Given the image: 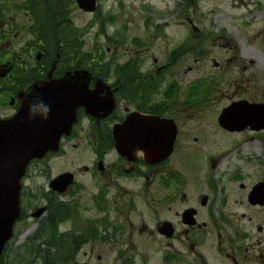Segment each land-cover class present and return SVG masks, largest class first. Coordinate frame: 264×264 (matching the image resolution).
<instances>
[{"label": "flooded vegetation", "instance_id": "flooded-vegetation-1", "mask_svg": "<svg viewBox=\"0 0 264 264\" xmlns=\"http://www.w3.org/2000/svg\"><path fill=\"white\" fill-rule=\"evenodd\" d=\"M71 3L76 9L75 0L53 3L59 12L53 29L43 0L40 5L36 0H0V121L27 108L37 111L35 125L46 131L50 119L45 107L53 104L50 85L61 80L68 81L72 92L85 86L91 97L84 101L94 107L88 112L79 99L70 133L60 136L58 151L28 162L15 223L16 231L20 226L22 234H29L21 243L30 245L34 257L64 260L62 264H264V237L254 236L251 210L264 203H251L255 182L250 189L246 148L240 144L245 142L244 127L216 124L222 134H242L222 142L230 145L219 150L210 141L212 127H190L183 121L184 115H202V108L192 107L197 109L200 101L207 105L210 94L150 103L149 82L158 84L159 70L137 67L140 52L125 59L123 68L97 71V54L83 57L79 51ZM55 30L70 36L52 41L48 35ZM83 62L89 71L84 83L82 74L73 73ZM68 103L69 108L74 104ZM140 115L175 121L168 156L147 161L143 145L136 142L124 143V153L117 150L114 131L124 141L137 135L130 128L141 135V126H123ZM67 147L75 152L69 167L53 172L51 161ZM65 172L69 186L53 190L51 181ZM80 255L87 260L73 262Z\"/></svg>", "mask_w": 264, "mask_h": 264}, {"label": "rangeland", "instance_id": "rangeland-1", "mask_svg": "<svg viewBox=\"0 0 264 264\" xmlns=\"http://www.w3.org/2000/svg\"><path fill=\"white\" fill-rule=\"evenodd\" d=\"M97 6L94 14L75 9L73 3L68 6L73 25L80 32L78 40L82 38L84 52L101 46L103 62L121 64L130 55L140 52L138 59L143 62V68L164 65L160 69L163 79L158 89L160 93L153 96L154 100L164 97L163 91L171 82H180L181 89L185 84L190 87L187 91L194 90L195 94L210 84L209 103L203 105L200 101L197 109L192 107L199 112L202 108L203 114H194L192 118L184 115L183 121L190 127H199L198 124L212 127L210 141L219 150L230 145L222 142L238 139L219 132L215 118L236 98L264 103V0H199L197 7L188 5L185 0H98ZM233 9L238 13H228L227 10ZM18 14L14 11V15ZM99 25L104 31L99 30ZM178 48L183 49L182 54L171 61V51ZM176 93L180 99L181 92ZM260 111L253 112L259 114ZM244 133L245 140L253 139L258 147L257 153L251 147L246 152L255 160L249 166L251 159H247L250 188L252 183L264 178V129L255 131L246 127ZM74 154L67 147L63 155L54 158L51 161L53 172L68 168ZM251 210L254 236L263 238L264 207L252 205ZM258 226L263 230L257 231ZM22 233L19 226L18 236L8 243L0 264H18L23 255L30 263L40 264L34 260V254L29 253L30 245L26 247L21 243L22 238H29V234ZM85 260L87 258L80 255L73 262Z\"/></svg>", "mask_w": 264, "mask_h": 264}, {"label": "water", "instance_id": "water-1", "mask_svg": "<svg viewBox=\"0 0 264 264\" xmlns=\"http://www.w3.org/2000/svg\"><path fill=\"white\" fill-rule=\"evenodd\" d=\"M78 7H80L83 11H94L96 9L95 3L96 0H76ZM79 72L87 73V71L79 70ZM76 72V73H79ZM52 86V85H51ZM67 84H63L58 86H52L53 93L49 96L50 101H53V104H48L46 108V112L48 109H52L51 116L53 117L54 124L47 130V132L42 129H37L35 131L29 132V127H21L18 130L14 129V122H3L0 125V252L4 247V243L11 236V228L14 223V219L18 216V192H19V179L20 175L23 173L28 160L32 157H38L43 155V152L48 150L49 148L55 150L57 148L58 138L62 132H67L70 126L69 119L67 120V110L64 109L62 114L59 113V108L52 106L57 102L56 96L54 93L57 90L63 91L62 95L64 98L74 97L78 99L85 92L80 91L77 93H72L67 91ZM62 96L61 94H58ZM86 95V93L84 94ZM79 96V97H78ZM242 104L245 106H250L252 108H261L263 113H260L257 117L254 116V121L245 120L243 116L242 106L234 108L233 105L226 107L223 110V113L219 117V122L224 127L230 126H239L244 124V127L250 126L252 129L260 130V128L264 127V106L263 105H254L248 104L246 101H242ZM63 108V107H62ZM61 115V116H59ZM38 116V113H32L27 110L22 114L20 119L25 120V118L30 117V124L34 125V119ZM59 116V118H58ZM15 119V118H14ZM13 119V121H14ZM257 119V120H256ZM141 124L143 127L149 126L150 133L148 134L149 145L150 148L146 151V156L149 159H153L154 157H160L161 155L168 154L170 145L174 138V129L172 127H168L164 120L157 119L155 117H146L142 118L141 121L137 122ZM159 125L163 126V130L160 133L161 138V146L157 147L156 145V134L153 133L154 127H158ZM143 133V131H142ZM48 135V138L45 136ZM144 135V134H143ZM159 138V139H160ZM119 140V143L122 142L120 138H116ZM144 138L142 134L138 136L136 145H139L143 142ZM118 150L121 153H124V149L122 145L117 146ZM67 183H69L68 174H62L53 182L52 186L56 187H66ZM264 189V184L258 185L257 189L251 193V196L255 198V193Z\"/></svg>", "mask_w": 264, "mask_h": 264}, {"label": "trees", "instance_id": "trees-1", "mask_svg": "<svg viewBox=\"0 0 264 264\" xmlns=\"http://www.w3.org/2000/svg\"><path fill=\"white\" fill-rule=\"evenodd\" d=\"M45 2L46 1L43 0V4L42 5H47L50 8V10H51V12H50V10H48L49 8L46 7L47 8V9H45L46 10V17L48 19H50V21H52V23H53L52 24V28L55 29L57 27V23H55V20L59 16V12H57V9L55 8V5H54L56 0H50L47 3H45ZM185 2H188V5L195 6L197 4L198 0H185ZM36 3L40 5V0H36ZM59 18H61V19H59ZM59 18H58L57 21H61V20L63 21L62 17H59ZM58 24H59V22H58ZM61 27H63L62 29H64L65 32L69 30L67 28V24L62 23ZM60 33H61L60 30H55V34H52V33L49 32V35H48L49 39L52 40V41H55L56 39H58V37L60 35L62 36V38L66 39V33L64 34V36L62 34H60ZM28 260H29L28 257L26 255H23L21 257V259L19 260L18 264H32V262L30 263Z\"/></svg>", "mask_w": 264, "mask_h": 264}, {"label": "bare ground", "instance_id": "bare-ground-1", "mask_svg": "<svg viewBox=\"0 0 264 264\" xmlns=\"http://www.w3.org/2000/svg\"><path fill=\"white\" fill-rule=\"evenodd\" d=\"M228 11V13H234V14H236V13H238V11L237 10H235V9H233V11H230V10H227ZM250 138H252V137H250ZM254 140L253 139H250L249 141H247V140H245V142L243 141V142H241L240 144H241V148L242 149H245L246 148V152H247V149L249 148V147H251L252 149H253V151L254 152H256L257 153V151H258V147H257V144L256 143H254L253 142ZM233 151H228V153H232ZM247 155V154H246ZM251 155H247V159H251L250 160V163H249V166H251L253 163H254V158L251 156Z\"/></svg>", "mask_w": 264, "mask_h": 264}]
</instances>
